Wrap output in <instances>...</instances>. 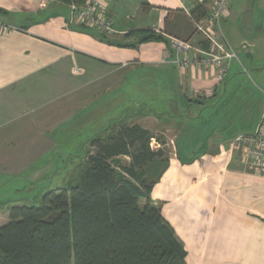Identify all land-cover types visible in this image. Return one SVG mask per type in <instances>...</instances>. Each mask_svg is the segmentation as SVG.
Returning <instances> with one entry per match:
<instances>
[{
	"label": "crops",
	"instance_id": "obj_1",
	"mask_svg": "<svg viewBox=\"0 0 264 264\" xmlns=\"http://www.w3.org/2000/svg\"><path fill=\"white\" fill-rule=\"evenodd\" d=\"M99 1L114 16L112 36L72 24L68 1L0 0V24L13 27H0V228L12 205L73 184L93 138L134 125V114L141 126L140 113L156 107H208L223 87L211 68L163 63L175 56L172 38L202 44L193 18L204 20L216 0ZM249 1H230L223 32L253 61L264 0L258 13ZM205 140L204 151L168 159L151 199L187 264H264V178L244 171L230 139Z\"/></svg>",
	"mask_w": 264,
	"mask_h": 264
},
{
	"label": "trees",
	"instance_id": "obj_2",
	"mask_svg": "<svg viewBox=\"0 0 264 264\" xmlns=\"http://www.w3.org/2000/svg\"><path fill=\"white\" fill-rule=\"evenodd\" d=\"M154 140L140 125L123 123L93 138L94 151L73 184L46 191L39 205L9 208L0 264H187L184 246L151 199L168 164ZM121 157L130 162L114 167Z\"/></svg>",
	"mask_w": 264,
	"mask_h": 264
},
{
	"label": "rangeland",
	"instance_id": "obj_3",
	"mask_svg": "<svg viewBox=\"0 0 264 264\" xmlns=\"http://www.w3.org/2000/svg\"><path fill=\"white\" fill-rule=\"evenodd\" d=\"M262 2L263 0H250L248 6L256 3L258 13L263 11ZM196 41L203 43V37L199 35ZM234 50L238 58L231 61L232 69L218 96L210 100V107H204L207 104H203L196 110L178 107L169 111L156 107V112L146 110L140 113L141 127L149 130L156 138L151 145L153 150H164L168 159L181 151H188L189 156H194L204 151L205 139L212 142L221 136L234 142L237 137L248 135L257 128L264 114V44L261 43L259 49H253L256 53L253 61L249 60L253 58H247L243 50ZM138 116H131V124L139 121L136 119ZM105 120L106 117L101 118L100 125ZM203 136L205 139H202ZM72 139L74 138L70 141ZM238 150L240 151L239 147ZM47 159L48 156L43 158ZM120 164H128V161L121 157L113 166ZM40 191H43L42 195L39 194ZM39 192L33 201L35 205H39L46 191L42 188Z\"/></svg>",
	"mask_w": 264,
	"mask_h": 264
},
{
	"label": "built area",
	"instance_id": "obj_4",
	"mask_svg": "<svg viewBox=\"0 0 264 264\" xmlns=\"http://www.w3.org/2000/svg\"><path fill=\"white\" fill-rule=\"evenodd\" d=\"M231 0H216L204 20L193 18L195 32L203 37V43L196 45L190 40L171 39L174 58L165 56L163 63H172L180 68L196 66L211 68L215 72V80L219 84L226 81L231 61L238 58L236 51L228 43L224 32L223 22L229 11ZM48 0H40L43 7ZM71 23L97 30L104 36L117 33L115 19L102 9L99 0H69ZM4 30L13 29L0 24ZM169 59V60H168ZM234 145L241 150V162L245 172L264 178V114L262 121L250 134L239 136Z\"/></svg>",
	"mask_w": 264,
	"mask_h": 264
}]
</instances>
